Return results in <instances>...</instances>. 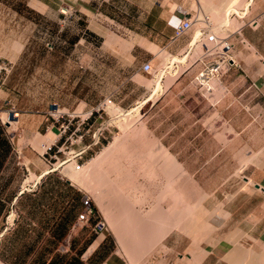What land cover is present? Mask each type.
<instances>
[{
	"label": "rangeland",
	"instance_id": "rangeland-1",
	"mask_svg": "<svg viewBox=\"0 0 264 264\" xmlns=\"http://www.w3.org/2000/svg\"><path fill=\"white\" fill-rule=\"evenodd\" d=\"M22 1L0 4V62L10 60L0 63L7 67L0 72V131L12 145L0 179V240L14 224H37L56 230L49 239L65 253L73 230L85 227L110 242L106 254L129 264H198L200 235L212 243L206 197L229 199L240 167L263 164L264 103L251 85L264 59L229 36L236 65L214 91L201 93L193 80L206 48L199 38L189 44L197 30L172 51L168 37L154 40L152 25L159 15L187 13L214 27L227 20L224 35L242 33L254 26L253 0H238L225 15L227 0H107L84 9L65 3L47 21ZM263 34L252 38L264 44ZM147 60L160 70L143 72ZM106 99L113 106L96 110ZM3 111L18 123L10 125ZM73 112L80 114L70 120ZM104 148L79 181L60 171L72 161L86 165ZM88 200L91 212L81 221ZM195 218L200 228L189 232Z\"/></svg>",
	"mask_w": 264,
	"mask_h": 264
},
{
	"label": "crops",
	"instance_id": "crops-1",
	"mask_svg": "<svg viewBox=\"0 0 264 264\" xmlns=\"http://www.w3.org/2000/svg\"><path fill=\"white\" fill-rule=\"evenodd\" d=\"M1 1L3 0H0V4L6 7ZM103 1L107 0H23L22 2L39 19L47 21L49 14L58 12L65 3L84 9L86 2L93 5V2ZM263 4L264 0L252 1L255 10L251 13V19H255L257 24L251 29L244 28L242 35L246 37V40L251 41L256 54L264 59L263 42L252 38V34L261 30L264 32ZM178 13L180 15V11ZM149 14L152 15L150 11ZM176 20L177 18L172 20L171 17L166 20L163 15L157 16L154 21L156 25H152L151 31L154 40L169 38L173 32L172 25ZM184 43L185 38L178 39L170 45L171 50L179 51L184 47ZM19 55L15 56L14 62ZM2 58L4 60L0 62L1 64L10 62L8 57L2 56ZM253 71L259 72L258 64L253 65ZM252 83L256 87L252 84L251 89L257 90L264 103V69L253 78ZM260 146L264 153V135L263 142L258 147ZM11 148L8 136L4 131H0V179L10 160ZM251 152H254V149L251 148ZM261 158L263 164L255 165L247 162L240 167V176L232 179L230 189L232 192L229 199L225 200L216 193L206 197V221L209 227H213L210 236L212 243L208 244L207 233L201 234L203 242L200 248L199 264H264L262 262L264 261V154ZM84 228L74 229L70 250L59 253L56 250L58 242L49 239L51 237L49 232L53 233L56 230L48 229V227L42 229L37 224H14L0 240V259L4 264H129L124 258L115 257L112 253L106 254V247L110 242L107 243L104 235L96 236L95 233ZM66 231L68 229L62 230L61 235H57L62 237ZM58 232L60 231L56 233Z\"/></svg>",
	"mask_w": 264,
	"mask_h": 264
},
{
	"label": "built area",
	"instance_id": "built-area-1",
	"mask_svg": "<svg viewBox=\"0 0 264 264\" xmlns=\"http://www.w3.org/2000/svg\"><path fill=\"white\" fill-rule=\"evenodd\" d=\"M61 13L65 14L64 11H61ZM177 17V20L172 25L173 32L168 39L167 46H170L178 39L187 36L195 29L197 31L199 30V39L206 48V52L203 54V58L200 61V63L204 64V67L201 68L200 71L194 76L193 80L194 85H196L200 91L208 92L212 90L211 88L207 89V83L213 80H218L222 76V74H225L231 69L232 66L236 65L233 57L235 43L228 39L229 36L237 35L240 44H242L244 48L253 49L252 45L242 36L241 28H238L230 32L229 34L224 35V33L214 28L211 23L206 22L205 20H202V23L198 22L197 16L185 13L184 15ZM248 24H253L254 26H256L257 22L255 19H251ZM165 49L166 47H164V50ZM204 60L206 64L203 62ZM140 69L146 73L160 70L157 67H153V65L151 64V60L144 61L141 64ZM0 71H3L6 74V65H1ZM252 84L254 85V87H256L254 83ZM111 106H113V103H111L109 99H106L97 107H95V109H106L107 107ZM79 114L80 113L75 112H73V115L69 114L70 120H72ZM41 146L43 147V145ZM47 149H50V146H48L47 148L44 147V153L47 152ZM84 206L85 212L79 215L81 221H87L88 214L91 212L89 200L85 201ZM98 228L101 229L102 225H99Z\"/></svg>",
	"mask_w": 264,
	"mask_h": 264
},
{
	"label": "bare ground",
	"instance_id": "bare-ground-1",
	"mask_svg": "<svg viewBox=\"0 0 264 264\" xmlns=\"http://www.w3.org/2000/svg\"><path fill=\"white\" fill-rule=\"evenodd\" d=\"M237 1L238 0H227V2H225V4L223 5V7L221 8L222 9V11H224V15H225V11H227V10H230V8H232L233 6H234V4H236L237 3ZM247 2V1H246ZM249 2V1H248ZM240 3V2H239ZM247 4V3H246ZM245 4V5H246ZM237 5V4H236ZM245 5H244V7H245ZM214 7H216V6H213V5H211V10L213 9V10H215V8ZM242 8V7H241ZM246 8V7H245ZM245 8H244V10H245ZM200 10V9H199ZM217 10V9H216ZM220 10V9H219ZM198 11V10H197ZM222 11H220V12H222ZM202 12V11H201ZM183 13V12H182ZM181 13V14H182ZM231 13V12H230ZM180 14V15H181ZM242 14V13H241ZM244 14V13H243ZM227 15V14H226ZM230 15V14H229ZM199 16V19H201V20H205L204 18H202V16L201 15H198ZM219 17V16H218ZM225 17V16H224ZM221 19H222V17H221ZM224 19V18H223ZM200 20V22L202 23V21ZM222 21H224V20H222ZM226 21V23H228L227 22V20H225ZM207 22H208V20H207ZM223 23V22H222ZM225 22H224V24H221L220 26H213L214 28H216L217 30H219L220 29V27H224V26H227V24H226ZM200 24V23H199ZM197 38H199V30L198 31H196L195 32V34H194V36H192V40H191V43H189L190 44V46H192V45H194V43L196 42V39ZM187 46V45H186ZM19 49L18 50H20L21 49V44H19V47H18ZM113 48V47H112ZM253 50V49H252ZM156 51V50H155ZM154 51V52H155ZM162 52V51H161ZM256 53V52H255ZM169 56L171 57L172 55L171 54H169ZM178 58H179V56H178ZM181 58H183V59H185L184 57H181ZM198 58V57H197ZM163 59V58H162ZM166 59H169L168 58V55H166ZM175 59V57L173 56L172 57V60H174ZM172 60H170V62L172 61ZM180 60V59H179ZM178 60V61H179ZM182 60V59H181ZM164 61V60H163ZM167 61H169V60H167ZM192 61V60H191ZM190 61V62H191ZM162 62V61H161ZM164 62H166V61H164ZM180 62V61H179ZM184 62V61H183ZM186 63V62H185ZM167 64V63H166ZM187 64V63H186ZM179 65V64H178ZM189 65V64H188ZM187 65V66H188ZM182 67V66H181ZM168 69V68H167ZM175 69V68H174ZM178 70V69H177ZM170 72V71H169ZM157 74V73H156ZM176 74V73H175ZM172 76H174V75H172ZM170 80H173V79H170ZM171 82V81H170ZM219 82H218V80H213V81H211V82H209V83H207V89H212L213 91H214V89L216 88V85L218 84ZM221 83H223V82H221ZM158 86V85H157ZM160 86V85H159ZM224 86V85H223ZM225 88V87H224ZM156 89V88H155ZM159 89H161L160 87H159ZM159 89L158 90H156V92L155 93H153V94H156L158 91H159ZM211 90V91H212ZM224 90V89H223ZM153 91H154V89H153ZM152 91V92H153ZM216 91V90H215ZM220 91V90H219ZM222 91H220L219 93H217L218 95L221 93ZM224 92V91H223ZM201 93H202V91H201ZM205 93H208L209 94V92H205ZM211 93V92H210ZM216 94V95H217ZM158 95H159V93H158ZM203 95H204V92H203ZM211 95V94H210ZM209 95V96H210ZM204 96H207V95H204ZM214 96V95H213ZM158 97V96H157ZM160 97V96H159ZM212 98V97H211ZM215 98V97H214ZM218 98V97H217ZM212 100V99H211ZM154 102V101H153ZM214 102V101H213ZM137 109V108H136ZM136 109H134V110H136ZM137 111V110H136ZM115 112V111H114ZM120 112V111H119ZM2 113V117L3 118H5V121H7L8 123H10V125H13V124H17L18 123V117H16L15 115H11L10 117H8V119H7V111H3V112H1ZM122 114V113H121ZM120 114V115H121ZM120 118H121V116H119ZM123 117H125V115L123 116ZM14 118V119H13ZM7 119V120H6ZM123 120V119H122ZM144 126V125H143ZM49 128V127H48ZM49 133H51L50 131L48 132V134ZM46 135V134H45ZM45 135H42V136H44L43 138H45L46 136ZM49 135H52V133L51 134H49ZM49 135H47V140L48 141H53V139L51 138V136H49ZM17 141V140H16ZM44 143V142H43ZM114 143L115 142H113L112 143V145L111 146H113L114 145ZM33 144V143H32ZM50 144V143H49ZM264 149V148H263ZM105 150H106V148H104L103 149V151L101 152V154L98 156V157H93L86 165H84V166H80V165H78L77 163H75L74 161H72V162H70V163H68V164H66V165H64L62 168H61V172H62V174L64 175V176H66L67 177V179L68 180H70V181H79V176H80V171H82V172H84L85 174H86V172L87 171H89L90 169H91V167H93V165H95V162L97 161V160H99V158L101 157V155H103L104 154V152H105ZM258 153H256V155H257ZM264 154V153H263ZM253 155V154H252ZM254 156V155H253ZM252 157V156H251ZM255 157V156H254ZM103 158V157H102ZM250 159V158H249ZM257 159V158H256ZM264 159V158H263ZM176 161V160H175ZM251 163V162H250ZM31 174V176L33 175L32 173H30ZM33 177V176H32ZM30 180V179H29ZM38 181V180H37ZM247 182V181H246ZM24 183L26 184V183H28V179H26L25 181H24ZM244 184V183H243ZM254 185V184H253ZM24 186V185H23ZM257 189V188H256ZM262 191V190H261ZM201 219V218H200ZM200 219H196L195 218V221H193L192 223H190L189 225H188V231L189 232H192V231H195L196 229H198V227L200 228V226H198V223L200 222ZM201 224V223H200ZM185 227V226H184ZM202 227V226H201ZM185 229V228H184ZM187 230V229H186ZM208 231V230H207ZM212 231V230H211ZM160 234V233H159ZM191 234V233H190ZM189 234V235H190ZM186 236V235H185ZM201 236V235H200ZM199 236V237H200ZM159 237V236H158ZM229 237V236H228ZM190 238V237H189ZM232 239V238H231ZM199 240V239H198ZM192 241V240H191ZM196 241V240H195ZM165 247V246H164ZM195 256V255H194ZM197 259H198V256L196 257ZM183 260V259H182ZM182 260H181V262H182ZM191 260V259H190ZM229 260V259H228ZM260 260H261V258H260ZM200 261V260H199ZM192 262V261H191ZM198 264H199V262L198 261H196ZM262 262H264V261H262ZM186 263V262H185ZM184 263V264H185ZM190 263V262H189ZM187 264V263H186Z\"/></svg>",
	"mask_w": 264,
	"mask_h": 264
},
{
	"label": "trees",
	"instance_id": "trees-1",
	"mask_svg": "<svg viewBox=\"0 0 264 264\" xmlns=\"http://www.w3.org/2000/svg\"><path fill=\"white\" fill-rule=\"evenodd\" d=\"M2 144H3V140H2Z\"/></svg>",
	"mask_w": 264,
	"mask_h": 264
},
{
	"label": "clouds",
	"instance_id": "clouds-1",
	"mask_svg": "<svg viewBox=\"0 0 264 264\" xmlns=\"http://www.w3.org/2000/svg\"><path fill=\"white\" fill-rule=\"evenodd\" d=\"M253 47V46H252Z\"/></svg>",
	"mask_w": 264,
	"mask_h": 264
},
{
	"label": "water",
	"instance_id": "water-1",
	"mask_svg": "<svg viewBox=\"0 0 264 264\" xmlns=\"http://www.w3.org/2000/svg\"><path fill=\"white\" fill-rule=\"evenodd\" d=\"M257 186V185H256Z\"/></svg>",
	"mask_w": 264,
	"mask_h": 264
}]
</instances>
